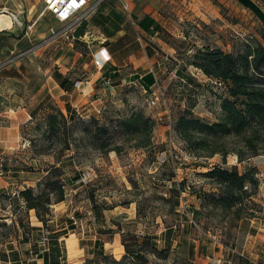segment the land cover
Here are the masks:
<instances>
[{"label": "rangeland", "instance_id": "obj_1", "mask_svg": "<svg viewBox=\"0 0 264 264\" xmlns=\"http://www.w3.org/2000/svg\"><path fill=\"white\" fill-rule=\"evenodd\" d=\"M3 1L0 14L12 16L15 25L0 33V50L5 52L0 63L31 49L44 48L36 55L29 53L16 59L0 71V79L20 78V86H27L22 90L30 98L36 97L38 104L34 110L35 117L21 127L20 146L0 151V172L3 175L11 170L10 174L20 175L34 183L35 186L31 187L37 188L39 180L45 176V169L57 160L64 161L68 183L66 200L60 206L52 207L49 228L43 229V233L48 230L52 239L56 235L54 231L68 232L60 237L58 243L62 250L61 264H85L90 260L94 261L90 264H110L97 255L100 249L94 243L99 239L104 244L106 256L118 261L126 256L123 239L130 245L150 243L144 246L148 262L130 261L128 264H210L201 258L195 263L186 256V252L173 251L172 246L167 248V243H174L169 229L179 225L178 222L189 225V231L184 232L183 236L196 239V243L200 244L201 257L206 253L205 243H210V237H215L226 246L235 243L240 222H232V214H223L213 207L211 199L206 201L204 198L206 193L220 194L218 186L205 175L208 171L204 168L212 169L215 165L225 168L238 166L241 173L248 167L259 169V187L254 190L248 208L255 212L256 222L264 228V153L243 164L234 155L229 157L227 165H223L221 155L212 159L195 158L175 130L178 119L187 113L208 122H216L221 117L219 100L227 94L224 85L219 86L211 79L206 81L208 77L191 64L197 51L204 47L238 54L249 45L264 46V20L254 10L244 6L241 0H176L178 4L173 6L174 21L171 25L186 40L176 39L179 62H175L178 67L168 68L153 90L164 94L160 104L150 106L153 93H147L140 85L117 81L113 89L107 86L110 101L96 110L82 112V103L74 101L77 105L74 109L82 114L83 117H79L84 122L77 124V130L63 129L58 135H53L49 132L47 117L58 109L68 113L64 101L71 98L59 97L60 90H53L58 81L48 80L51 77L57 80L60 70L70 69L71 79L83 83L78 90L93 89V93L97 94L99 87L106 86L105 69H99L94 61L95 54L102 48L97 50L91 43L76 37L77 30L87 21L76 30L63 32V24L50 12H45L44 0H17V5L16 0ZM255 2L264 11V0ZM21 40L23 42H19ZM12 48L24 51L16 50L14 53ZM30 54L33 55L28 57ZM19 61L20 66H16ZM44 86L52 89L56 98L49 95L40 102L45 97V94L38 96ZM141 110L157 120L155 146L150 151L127 143L122 130L117 128L113 134L96 135L97 125L92 123V117H97L101 126L107 123L118 125L121 118ZM5 119H0V126L10 124L9 119ZM101 140L121 145L122 152L102 153L94 145L95 141L100 143ZM68 143L70 150L67 149ZM175 156H179L181 161ZM177 182H184L179 200L173 192L174 187L178 188ZM91 196L96 197L98 213L101 214L99 219L96 218ZM129 202H134V209L140 205L142 217L138 216L137 211L135 214L131 206L125 215L121 212L122 208L116 209L123 205L127 207ZM13 206L20 208L19 202H13ZM56 209L58 220H54ZM195 209L201 210L198 218L194 214ZM110 229L112 233H108ZM0 233L8 235L14 230L2 222ZM146 235L151 239L148 242L134 240L135 236ZM259 240L260 237L254 241L252 239L255 250L248 256L250 260L239 255V264H264V249L259 243H254ZM184 242L188 243V240ZM243 242L239 236V251H242ZM154 244H157L159 251L168 249L167 254L157 252L152 246Z\"/></svg>", "mask_w": 264, "mask_h": 264}, {"label": "trees", "instance_id": "obj_2", "mask_svg": "<svg viewBox=\"0 0 264 264\" xmlns=\"http://www.w3.org/2000/svg\"><path fill=\"white\" fill-rule=\"evenodd\" d=\"M241 3L254 10L264 20V11L256 4L255 0H241ZM87 28L88 23L85 22L77 30L76 37L79 40L86 35ZM191 65L201 70L209 79L222 83L227 94L219 100L222 115L216 122L204 121L190 113L181 115L178 119L175 130L187 144L189 153L199 159H212L221 155L223 165L228 164L231 155L237 156L239 163L243 164L263 154L264 46L249 45L243 52L238 54L228 53L222 49L204 47L197 51ZM136 79L140 80L139 83L147 93H154L152 87L156 81L152 74ZM57 81L62 88L67 90H72L77 82L71 79L70 76H63L62 73H59ZM112 83L116 85L115 82L112 81ZM67 112L58 109L56 113L47 117L49 132L53 135H58L63 129L77 130V124L84 122L79 117L82 114L70 104H67ZM34 117L35 112L32 113V118ZM92 123L97 125V136L113 134V130L117 128L122 130L125 141L134 144L133 146L137 149L150 151L155 146L154 133L157 120L147 115L143 110L121 118L118 125L107 123L101 126L97 117H92ZM87 131L90 133L89 129ZM95 137L93 136V138ZM94 145L104 154L112 152L120 154L123 149L121 145L103 140L100 143L95 141ZM67 149L70 150V143H68ZM63 164L64 161L57 160L54 165L45 169V176L42 180H39L37 188L26 187L20 192V197L24 200L26 208L36 211L37 217L44 223L45 228H49L50 218L53 216L52 207L66 200L68 183ZM259 173L257 167H248L244 173H241L238 166L225 168L215 165L205 175L218 186L220 194L211 195L206 193L204 198L206 201L211 199L213 207L221 210L223 214H232L234 218L232 222H240L241 225V222L245 220H255L257 217L255 212L250 211L251 209L248 208V202L252 201L255 194L254 190L259 187ZM176 186L178 188L174 187L173 192L176 193L175 197L179 200L180 190L184 189V182H177ZM95 198V196H91L93 203H95L93 208L97 212L96 218L99 219L101 214L98 213ZM133 203H127V207ZM178 204L180 205L179 201ZM137 212L139 217L143 216L140 205H138ZM194 214L198 218L201 210L195 209ZM112 232L111 229L108 230V233ZM55 234L52 242L55 246L52 247L50 252L39 255V257H45L46 264H61L62 250L58 243L60 237L67 235L68 232L58 231ZM134 240L136 242L139 240L148 242L151 239L149 235H146L144 237L135 236ZM100 241L99 239L96 243V247L100 249L97 255L102 256L110 264H128L130 261L133 263L148 262L144 246L146 247L150 243H133V245H130L127 240L123 239L126 256L122 261H118L106 256L104 244ZM152 246L157 252L163 254L168 252V249L159 251L157 244ZM137 247L139 249H136ZM168 247L169 245H167ZM92 262L94 261L90 260L85 264Z\"/></svg>", "mask_w": 264, "mask_h": 264}, {"label": "crops", "instance_id": "obj_3", "mask_svg": "<svg viewBox=\"0 0 264 264\" xmlns=\"http://www.w3.org/2000/svg\"><path fill=\"white\" fill-rule=\"evenodd\" d=\"M3 2V0H0V5ZM175 4H178L176 0H107L87 20V32L81 39L86 43H91L94 48L97 47V50L100 47L107 49L111 57V63L105 68L104 75L106 78H110L116 85L117 81L123 83L129 81V83L141 86L140 80L136 78H144L152 74L156 81L152 87L154 89L159 85V78L168 71V68L178 67L176 62H179L177 59L179 48L176 39L186 40V37L182 33H177V30L172 27L174 21L172 10ZM126 5L129 8H126ZM14 25L15 21L13 19ZM4 30L6 29H1L0 33ZM1 40L2 37L0 36V49L2 46ZM42 47L36 48L33 53L36 55ZM16 50L19 51L20 49L12 48L11 51L16 53ZM4 54L5 52L0 50V60L4 59ZM31 55L33 54L28 55V57ZM77 55L79 56V54ZM16 64V66H20L21 62L19 61ZM69 70H60V72L65 76H70ZM96 75L98 76V74ZM48 81L57 80L51 77ZM20 82L21 79L18 77L0 79V119L6 117L5 120L9 119L8 122H10V124L0 126V151L12 150L20 146L21 127L32 120V113L38 105L35 102L36 97L33 96L35 98L32 99L26 95V92L22 89L27 88V86H20ZM105 85V87L97 89V94L93 93V89L78 90L75 86L72 90H67L62 88L58 82L53 90H60L59 97L67 96L71 98L64 101L66 110L67 104L77 108L75 102L78 104L80 101L82 103L81 107H83L81 111L90 112L110 101L108 85ZM141 88L145 90L143 86ZM53 90L44 86L39 91V97L45 94L40 102L49 95L56 98ZM204 169L205 171L210 170L208 167ZM10 172L8 171L3 175L0 172V223H6L7 227L14 230V233L8 235L0 233V264H46L45 257H39L40 254L45 253L40 245L45 225L39 220L35 210L26 208L24 200L20 197V192L26 187L35 185L23 179L20 175H12ZM13 202H19L20 208L15 209ZM60 204H57V206H60ZM119 208H122L121 212L124 215L130 210L129 207L125 206H118L116 209ZM131 208L136 214L137 209H134V204L131 205ZM54 213V220H58L57 209ZM178 223L179 225L169 229L170 237L174 243H168V245L172 246L173 251L186 252V256L195 263L200 261L201 258V260L206 259L210 264L219 262H222V264H239V255L250 260L248 256L253 254L255 250L252 243L259 237L260 240L254 243H259L264 249V235H261V232H264L263 226L257 223L256 220H245L241 222L240 232L238 227L234 244L226 246L215 237H210V243H205L206 253L201 257L200 244L196 243V239L183 236L184 232L189 231V225H181L182 222ZM58 231H54V233ZM239 236L246 243L241 244L242 251H239ZM184 240H188V243H185ZM106 245L107 243H105ZM94 246H96V243H94Z\"/></svg>", "mask_w": 264, "mask_h": 264}, {"label": "built area", "instance_id": "obj_4", "mask_svg": "<svg viewBox=\"0 0 264 264\" xmlns=\"http://www.w3.org/2000/svg\"><path fill=\"white\" fill-rule=\"evenodd\" d=\"M107 0H44L45 12H50L57 19L58 22L63 24L64 31H73L79 28L85 21H87L93 14H95L102 4ZM126 8H129L126 5ZM55 36L57 33L54 31ZM36 49V48H35ZM35 49H31L21 55H16V57H11L4 62L0 63V71L4 66L12 64L16 59L24 57L26 54L33 53ZM15 53V52H14ZM13 53V54H14ZM18 56V57H17ZM94 61L96 66L104 70L109 63H111V57L106 48H102L97 54H95ZM108 87L113 89V83L110 78L105 79ZM215 84L222 86V83L215 82ZM76 88H82L83 83L77 82ZM164 99L163 93H153V97L150 100V106L157 107L160 102ZM174 158L181 161L179 156ZM175 164L177 163L174 160ZM53 239L50 236L48 230H46L41 238L40 245L43 252L51 251L53 245Z\"/></svg>", "mask_w": 264, "mask_h": 264}, {"label": "bare ground", "instance_id": "obj_5", "mask_svg": "<svg viewBox=\"0 0 264 264\" xmlns=\"http://www.w3.org/2000/svg\"><path fill=\"white\" fill-rule=\"evenodd\" d=\"M4 17L9 18V20H6ZM13 19L14 18H12L11 16L0 14V30L11 28L13 26Z\"/></svg>", "mask_w": 264, "mask_h": 264}]
</instances>
